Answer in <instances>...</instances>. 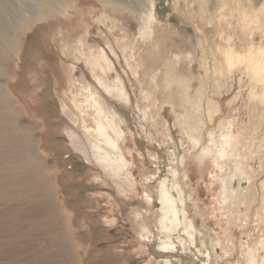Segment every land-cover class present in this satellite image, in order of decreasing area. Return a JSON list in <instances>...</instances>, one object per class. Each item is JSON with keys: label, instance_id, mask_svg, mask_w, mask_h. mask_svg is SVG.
I'll list each match as a JSON object with an SVG mask.
<instances>
[{"label": "rangeland", "instance_id": "obj_1", "mask_svg": "<svg viewBox=\"0 0 264 264\" xmlns=\"http://www.w3.org/2000/svg\"><path fill=\"white\" fill-rule=\"evenodd\" d=\"M263 1L0 0V42L13 40L2 52L0 88L49 187L61 236L50 239L30 215L39 196L19 197L11 185L5 192L18 197L8 200L0 188V264H56L57 255L69 264H161L159 166L178 170L191 193L189 215L210 264H242L260 236L254 229L264 230ZM140 13L149 17L142 31ZM100 48L113 61L110 74L102 71L107 61L92 58ZM98 78H120L129 98L108 94ZM85 83L101 110L118 117L121 135H110L125 168L104 171L93 161L84 122L101 121ZM170 256L201 264L194 251Z\"/></svg>", "mask_w": 264, "mask_h": 264}, {"label": "bare ground", "instance_id": "obj_2", "mask_svg": "<svg viewBox=\"0 0 264 264\" xmlns=\"http://www.w3.org/2000/svg\"><path fill=\"white\" fill-rule=\"evenodd\" d=\"M256 9L257 16L258 10L260 12L264 10V1L261 3V6H257ZM31 16H33V13L28 16V19L24 18V21L29 22ZM137 18L141 23L140 30L142 31L145 21L149 20V17H147V14L140 13ZM244 18L245 22H247L248 16L245 9ZM7 45L9 47L10 45L13 46V40L0 42V64L2 61V52L5 50V46L7 48ZM92 58L97 62L103 59L107 61L106 67L102 66V71L109 74L112 72L111 64L113 65V61L105 48H100L92 53ZM129 66L131 67V64H129ZM1 72L2 70L0 69V75H2ZM96 84L108 94L112 95L118 92L126 100L129 98L128 93L125 91V84L120 78H117V80L112 83H105L102 79L98 78ZM84 90V93L90 95L93 99V115L96 116L102 124L96 122L88 124L87 120L84 122L87 133L93 137L96 144L91 145L94 163L104 169V171H110L109 167L125 168L127 164L126 160L122 155L118 154L119 147L110 135L111 131L116 133L119 137L121 135L118 129L120 122L117 115L112 113V116H107V114L101 110V105L96 98L95 89L90 83H85ZM62 113L73 126H79L77 116L67 109L65 105L62 107ZM69 132L76 150L87 155V151H85L84 147H81V136L75 131ZM210 135L211 145L217 152L222 153L224 144L216 141L213 133ZM88 143L89 140L86 139L85 144L88 145ZM96 148H98V150ZM170 155L172 161H178V151L172 150ZM89 160L87 156V161ZM181 164V166H183V162ZM156 170L155 177L158 178L159 183L154 193L157 198L158 219L156 223L160 234L157 250L161 254L166 255L161 258L160 263L174 264L175 258L170 255L179 254L182 250H189L194 251L198 259L201 260V264H210L213 258L212 253L210 251L206 253L202 252V249L198 246V236H202L203 233L198 229L197 224H195L196 220L194 223V220L190 218L188 207L192 195L188 190L186 191L183 188L179 181L178 170L170 167L164 169L161 166L157 167ZM11 185H15L17 190L22 191L19 197L35 200L34 198L39 196L40 204L30 206L28 208L29 213L33 217H38L40 219L39 222H44L45 229L50 239L56 240V238H60V222L54 210H52L48 204V200L51 199L49 187L41 175L40 168L33 157L25 130L17 124V117L10 107L7 93L3 92L0 88V188L4 190L3 197L8 200L18 197V195L5 192ZM262 211V221L264 222V208H262ZM254 232L258 235L260 233V236L255 242L253 240L251 246H247V250L243 257L244 262L242 264H264V230H261L258 225L257 228L254 229ZM143 237H145V235H143ZM219 246L220 243L218 244V247ZM59 251H62V249ZM58 256L59 255L56 256L57 261L54 263L69 264L67 257L62 256L60 258ZM53 261H55V258Z\"/></svg>", "mask_w": 264, "mask_h": 264}]
</instances>
